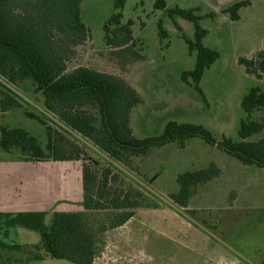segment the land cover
Listing matches in <instances>:
<instances>
[{
    "label": "rangeland",
    "instance_id": "1",
    "mask_svg": "<svg viewBox=\"0 0 264 264\" xmlns=\"http://www.w3.org/2000/svg\"><path fill=\"white\" fill-rule=\"evenodd\" d=\"M166 1L168 8L194 10L201 17L202 27L208 30L204 44L220 54L200 83L203 95L180 77L182 72L193 69L195 63V55L189 53L184 39L193 38V24L154 10L153 0L126 2L123 23L134 22L133 36L138 42L135 51L143 57L141 61L127 62L115 56V51L104 42L103 25L113 13V0H83L82 19L92 35L79 48L69 70L85 66L125 78L143 100L131 114L132 131L138 138L159 136L166 123L174 120L204 125L217 141L223 138L240 141L241 122L247 119L241 106L243 98L252 87L264 91V79L247 74L238 59L250 58L264 48V1ZM242 1H249L250 5L241 10L238 21H229L221 14ZM209 13L216 16L211 19L206 16ZM159 24L168 33L166 37L160 35ZM13 91L28 111L46 114L47 124L56 127L55 119L44 111L40 96L32 95L28 86ZM254 117L260 120L264 113L258 112ZM0 123L23 128L45 143V127L27 118L23 110L0 115ZM68 135L83 150L85 156L81 160L26 161L0 150V213L46 212L49 224L55 212L78 211L82 187H78V180L75 182L78 179L75 170L82 172L83 163L95 164L98 170L111 168L112 176H116L114 186L139 190L145 203L155 207L135 209L125 225L101 233V251L93 264L264 262V168L245 166L200 138L189 140L185 148L175 143L152 148L147 156L134 158L131 167H127L112 161L81 136ZM261 136L264 131L258 137ZM212 166L218 170V176L197 190L187 209L170 199V194L178 191L179 174ZM87 216L92 228L99 229L108 226L111 213L88 212ZM7 242L38 244L40 235L13 229ZM24 258L22 253L6 250L1 253L0 262L74 264L50 257L21 261Z\"/></svg>",
    "mask_w": 264,
    "mask_h": 264
},
{
    "label": "trees",
    "instance_id": "2",
    "mask_svg": "<svg viewBox=\"0 0 264 264\" xmlns=\"http://www.w3.org/2000/svg\"><path fill=\"white\" fill-rule=\"evenodd\" d=\"M83 0H0V115L23 110L24 115L45 127L43 144L23 128L0 123V150L26 161H77L85 156L69 138L77 134L106 154L112 161L131 167L133 159L147 156L152 148L175 143L185 148L188 141L200 138L207 144L233 156L245 166L264 168V91L252 87L243 98L242 109L247 119L241 122L240 141L223 138L217 141L204 125L170 120L159 136L138 138L131 127L133 109L143 100L123 77L80 66L69 70L79 48L91 37V29L82 19ZM264 1V0H263ZM127 0H113V13L103 25L104 42L117 57L125 61L143 60L136 52L132 20L123 23ZM249 1L236 2L221 14L232 22L240 19ZM154 10L165 11L174 19L179 16L193 24V38L185 39L193 69L181 73V80L203 95L200 83L220 57L217 50L204 44L208 30L194 10L168 8L166 0H153ZM214 18L215 13L206 15ZM160 35L168 33L159 24ZM238 63L247 74L264 79V48ZM28 86L32 95L42 98L43 109L52 115L56 127L45 121L39 111H28L14 88ZM257 136V137H256ZM83 153V154H82ZM86 159V158H85ZM111 168L96 169L95 164H82V200L80 211L55 212L46 223V212L0 213V257L2 251L22 253L21 261H42L47 257L74 264H93L100 253L99 235L107 229L125 225L135 209L154 208L145 203L144 195L133 188L112 184ZM214 166L188 171L177 176L178 191L170 199L187 209L197 190L217 177ZM195 214L194 210H189ZM88 212H109L108 226L94 229ZM13 229H25L40 235L38 244H9ZM42 251L43 254L41 253ZM20 261V262H21ZM0 264H2L0 262ZM264 264V262L262 263Z\"/></svg>",
    "mask_w": 264,
    "mask_h": 264
},
{
    "label": "crops",
    "instance_id": "3",
    "mask_svg": "<svg viewBox=\"0 0 264 264\" xmlns=\"http://www.w3.org/2000/svg\"><path fill=\"white\" fill-rule=\"evenodd\" d=\"M225 16V15H224ZM225 18L227 19V20H229V21H231L227 16H225ZM240 18H241V12H240ZM208 36V35H207ZM260 50V49H259ZM255 53V52H254ZM253 53V54H254ZM180 77H181V75H180ZM75 175L76 176H78V179L76 178V180H75V182L78 180V187L79 188H81L82 187V172H81V170L80 169H77L76 168V170H75ZM82 192V189H81V191H80V193ZM79 194V193H78ZM79 195H81V197L79 198L80 200H82V193L81 194H79ZM34 204V203H33ZM35 205H38L37 203H35ZM70 208H73V207H71V205H70ZM80 209H82V207H79V210L78 211H80ZM50 210V209H49ZM70 211H73V209H71ZM69 212V211H68Z\"/></svg>",
    "mask_w": 264,
    "mask_h": 264
}]
</instances>
